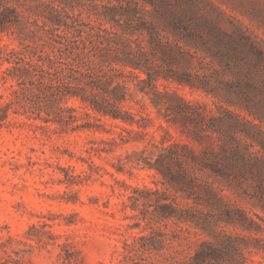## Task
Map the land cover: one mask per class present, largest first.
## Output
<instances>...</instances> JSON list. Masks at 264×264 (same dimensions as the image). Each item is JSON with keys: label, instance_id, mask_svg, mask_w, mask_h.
<instances>
[{"label": "trees", "instance_id": "trees-1", "mask_svg": "<svg viewBox=\"0 0 264 264\" xmlns=\"http://www.w3.org/2000/svg\"><path fill=\"white\" fill-rule=\"evenodd\" d=\"M87 1L45 2L48 13L40 23L10 0H0V29L17 27L22 38L19 48L1 50V63H8L1 78L11 82L8 99L0 103V126L12 114H25L62 129L117 126L121 144L150 135V157L139 158L137 164L157 170L168 187H133L126 205L139 213L128 225L140 227L144 221L145 226L124 242L116 264H241V236L226 226L260 228L232 194H248L246 185H251L264 196L261 150L251 149L255 142L264 148V140L246 129L245 124L256 123L222 101L248 108V90L255 83L243 78L242 69L259 67L264 51L247 35L225 38L199 21L193 0ZM77 6L84 9L75 13ZM147 13L157 14L162 25ZM215 60L236 78L219 77ZM162 79L167 83H160ZM133 86L150 94L153 104L165 109L167 120L184 126L195 144L177 140L168 130L157 138L134 128V123L145 126L141 121L151 115L129 103ZM179 86L218 97L226 115L210 114L205 104L183 96ZM253 215L264 221L260 214ZM199 234L209 238L195 237ZM28 237L44 240L30 233Z\"/></svg>", "mask_w": 264, "mask_h": 264}, {"label": "rangeland", "instance_id": "rangeland-1", "mask_svg": "<svg viewBox=\"0 0 264 264\" xmlns=\"http://www.w3.org/2000/svg\"><path fill=\"white\" fill-rule=\"evenodd\" d=\"M10 1L23 14L42 23L48 13L45 2L50 0ZM193 2L199 21L207 22L225 38L247 35L264 51V0ZM82 9L83 6H77L74 12ZM87 15L88 12H83L84 17ZM146 17L162 25L157 14L147 13ZM21 40L17 27L0 29V103L8 99L7 86L11 82L4 83L1 78L2 70L8 65L1 63V50L19 48ZM187 48L197 49L190 45ZM197 51L199 55H208L204 50ZM212 57L208 55L207 60ZM214 65L221 69L219 77L236 78L233 72L223 71L218 60ZM242 73L244 79L255 83L248 90L251 96L248 108L227 101L222 103L256 123L245 124L246 129L264 140V61L259 67L245 65ZM216 77L215 73L213 79ZM161 82L167 83L163 79ZM160 87L163 88L162 84ZM178 90L186 98L205 104L210 114L226 115L217 103L220 99L213 94L189 86H179ZM133 91L134 99L129 103L143 115H151L150 119L141 121L145 126L134 123V128L144 129L157 138L166 136L168 130L177 140L195 144L183 132L184 126L167 120L165 109L156 107L150 94L135 86ZM74 104L79 106L78 101ZM9 119L0 126V264H116L124 242L132 241L145 226L144 221L140 227L128 225L137 220L139 213L126 205L131 202L129 195L133 187L162 190L168 187L157 170L137 164L139 158L150 157L153 148L148 143L150 135L121 144L122 131L117 126L62 129L58 124L25 114H12ZM130 135L141 137L136 133ZM246 139L253 141L250 137ZM196 147L200 146L196 144ZM251 149L261 150L258 154L264 165L262 145L255 142ZM246 188L248 194L232 195L246 207L260 228L246 230L233 225L226 228L234 236H241L239 244L245 247L241 264H264V221L253 215L256 212L264 217V196L257 187L246 185ZM169 192L175 193L171 188ZM43 223L46 224L42 226ZM29 233L44 240L29 238ZM195 237L209 238L205 234Z\"/></svg>", "mask_w": 264, "mask_h": 264}]
</instances>
